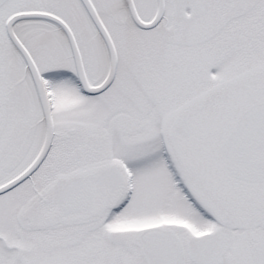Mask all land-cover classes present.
<instances>
[{
    "label": "snow or ice",
    "instance_id": "6c2138e0",
    "mask_svg": "<svg viewBox=\"0 0 264 264\" xmlns=\"http://www.w3.org/2000/svg\"><path fill=\"white\" fill-rule=\"evenodd\" d=\"M0 264H264V0H0Z\"/></svg>",
    "mask_w": 264,
    "mask_h": 264
}]
</instances>
